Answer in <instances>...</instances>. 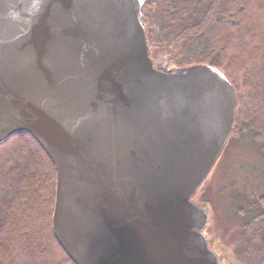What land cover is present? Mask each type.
Wrapping results in <instances>:
<instances>
[{"label": "water", "instance_id": "water-1", "mask_svg": "<svg viewBox=\"0 0 264 264\" xmlns=\"http://www.w3.org/2000/svg\"><path fill=\"white\" fill-rule=\"evenodd\" d=\"M146 0H0V145L55 169L53 235L75 264H228L192 194L226 146L232 83L152 58Z\"/></svg>", "mask_w": 264, "mask_h": 264}, {"label": "trees", "instance_id": "trees-1", "mask_svg": "<svg viewBox=\"0 0 264 264\" xmlns=\"http://www.w3.org/2000/svg\"><path fill=\"white\" fill-rule=\"evenodd\" d=\"M160 4L158 14V0L143 7L151 56L166 49L180 66L219 67L236 100L228 142L248 139L264 154V0ZM54 190V165L34 137L18 133L0 145V264H75L52 232ZM232 205L236 253L264 264V192Z\"/></svg>", "mask_w": 264, "mask_h": 264}, {"label": "rangeland", "instance_id": "rangeland-1", "mask_svg": "<svg viewBox=\"0 0 264 264\" xmlns=\"http://www.w3.org/2000/svg\"><path fill=\"white\" fill-rule=\"evenodd\" d=\"M257 192H264V154L248 139L229 141L196 193L209 204L208 231L221 245L220 259L228 264H249L236 253L238 225L232 204Z\"/></svg>", "mask_w": 264, "mask_h": 264}, {"label": "flooded vegetation", "instance_id": "flooded-vegetation-1", "mask_svg": "<svg viewBox=\"0 0 264 264\" xmlns=\"http://www.w3.org/2000/svg\"><path fill=\"white\" fill-rule=\"evenodd\" d=\"M196 193H197V191L194 192V193L192 194L191 198H190V200H191L192 202H193V200H195V198L198 199L199 201H201V199H200L199 197L196 196ZM206 230H208V227H206ZM209 236H210V237L208 238V245H209L210 247H215V248L219 247V244L216 242L215 239L212 238V236L210 235V233H209ZM220 258H221V257L219 256V260H221Z\"/></svg>", "mask_w": 264, "mask_h": 264}]
</instances>
